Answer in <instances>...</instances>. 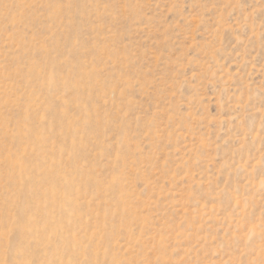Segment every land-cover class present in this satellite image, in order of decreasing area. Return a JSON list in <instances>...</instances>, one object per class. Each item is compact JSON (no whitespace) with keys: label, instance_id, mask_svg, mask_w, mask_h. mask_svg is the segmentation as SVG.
<instances>
[{"label":"rangeland","instance_id":"374dc122","mask_svg":"<svg viewBox=\"0 0 264 264\" xmlns=\"http://www.w3.org/2000/svg\"><path fill=\"white\" fill-rule=\"evenodd\" d=\"M0 264H264V0H0Z\"/></svg>","mask_w":264,"mask_h":264}]
</instances>
